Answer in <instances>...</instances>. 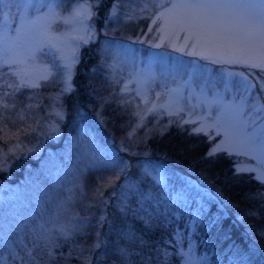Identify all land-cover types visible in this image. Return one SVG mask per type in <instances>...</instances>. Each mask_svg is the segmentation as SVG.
<instances>
[{"label": "rangeland", "instance_id": "obj_1", "mask_svg": "<svg viewBox=\"0 0 264 264\" xmlns=\"http://www.w3.org/2000/svg\"><path fill=\"white\" fill-rule=\"evenodd\" d=\"M83 10L92 15L81 26L75 14ZM156 11L150 0L0 3V37L16 36V29H21L14 42L0 44V53L23 61L35 52V59L26 60L19 68L25 69L28 80L40 84L18 90L14 74L18 68L0 66V171L12 159L15 164L36 158L41 151L44 155L32 175L24 173L21 179L0 189V264H24L30 261L28 252L41 264H85L86 254L81 257L80 253L95 250L103 239L98 232L91 236L85 229L81 211L85 213L87 205L99 200L104 189L113 187L114 194V184L122 179L119 175L148 164L139 158L150 152L148 146L144 147L146 142L158 144L164 134L172 132L187 141L188 145L182 143L187 151L196 149L198 141H208L211 148L222 137L210 140L194 133L193 128L210 125L226 105L241 97L249 103H253V97L256 102L264 97L260 91L264 74L255 70L250 74L249 69L230 64L207 49L193 51L191 40L185 45L183 32H179V39L175 35L158 37L157 25L151 19ZM25 18L35 23H24ZM81 35L90 37L87 43L73 39ZM49 39L66 55H71L73 44L79 45L74 49L70 79L63 67L65 61L55 50L44 47L37 51ZM238 73H244L248 83L256 87L246 92ZM45 75L47 80L41 78ZM76 96L79 100L73 101L71 110H65ZM85 97L90 101L84 102ZM153 105L155 109L149 111ZM78 106L91 113L99 125L90 124ZM104 107L114 111L116 117L105 115ZM66 113L71 119L67 128V123L62 124ZM223 115L229 113L225 110ZM63 129L64 136L58 137ZM234 159L240 168L255 163L246 157ZM164 166L167 171L179 172ZM145 178L168 184V177L158 169L142 166L134 180ZM194 225V236L204 233L200 224ZM228 230L224 232L227 237H210L211 241L198 237V243L227 244L224 239L230 241ZM64 232L70 233L67 240ZM71 244L82 248L75 250ZM59 246L64 247H60V253ZM49 249L54 259L46 255Z\"/></svg>", "mask_w": 264, "mask_h": 264}, {"label": "trees", "instance_id": "obj_2", "mask_svg": "<svg viewBox=\"0 0 264 264\" xmlns=\"http://www.w3.org/2000/svg\"><path fill=\"white\" fill-rule=\"evenodd\" d=\"M90 54L96 58V54ZM77 96L68 101L65 110H71L73 101L79 100ZM89 101L85 97L84 102ZM78 109L91 114L82 106ZM103 112L116 117L115 112L106 107ZM70 120L66 113L62 123H67L65 128ZM63 136L64 129L58 134V137ZM180 136L169 132L158 144L151 140V144L146 142L144 146H148L150 152L143 159L148 164L142 166L158 169L168 177V184H155L147 178L135 181L142 167L137 165L126 175H119L122 179L114 184V194L113 187L104 189L99 200L87 205L85 213L81 211L85 229L91 236L98 232L103 239L95 250L84 249L80 253L81 257L86 254L84 262L182 264L181 254L190 253L204 258L203 264H264V183L252 173L237 172L234 156L218 153L209 157L211 144L208 141H198L196 149L187 151L182 143H188ZM41 152L36 158L21 159L15 164L12 159L7 168L0 171V189L13 184L24 173L32 175L44 156ZM164 164L179 172L167 171ZM88 197L89 194L86 200ZM194 223L200 224L204 233L194 236ZM227 228L230 235V241L224 239L227 244L198 243V237L205 241H211L210 237H227L224 233ZM235 241L238 244H233ZM60 247L58 253L64 249ZM70 248L79 250L82 246L71 244ZM122 249L127 255H121Z\"/></svg>", "mask_w": 264, "mask_h": 264}, {"label": "snow or ice", "instance_id": "obj_3", "mask_svg": "<svg viewBox=\"0 0 264 264\" xmlns=\"http://www.w3.org/2000/svg\"><path fill=\"white\" fill-rule=\"evenodd\" d=\"M150 2L157 9L151 19L152 24L157 25L156 33L161 39L165 35H175L176 39H179V32H183L185 45L191 40L193 51L198 47L207 49L230 64L249 69L250 74L253 70L264 74V0H150ZM91 15L89 10L77 11L75 18L83 26L85 19L90 18ZM67 22L69 21H65ZM24 23L33 24L35 21L25 18ZM20 32L21 29L17 28L16 36L0 37V44L4 41L14 42L19 38ZM73 39L87 43L90 37L81 35ZM78 46L73 44L71 55H66L63 48L49 39L37 51H43L44 47L55 50L60 59L65 61L63 67L67 70L66 75L70 79L71 68L75 62L74 49ZM159 46L156 45V47ZM216 56L212 58L213 62H216ZM35 57L34 52L26 60H34ZM26 60H18L13 56L0 53V66L9 69L18 68V71L14 73L18 77V90L25 86L40 87L38 82L26 78L25 69L19 68V65L26 63ZM237 75L240 76L246 92L256 87L255 84L248 83V77L244 73ZM41 78L47 80L48 76ZM260 91L264 92V84L261 85ZM249 95H251L250 92ZM3 107L6 108L8 105L4 104ZM154 109L155 105L149 111ZM225 110L229 115H223ZM172 114L174 113L169 112V115ZM192 131L197 134L202 133L210 140L222 137L211 146L207 155L211 157L218 153H225L229 157H246L255 163L246 168L238 166L236 171L254 173V178L264 183V97H261L259 102H256L253 97V103L241 97L239 101L226 105L222 109V115L217 116L210 125L199 124ZM63 235L65 240L70 237L68 232H64ZM46 255L49 259H54L50 249ZM121 255H127L126 251L122 249ZM181 255L182 264H203L204 258H196L190 253ZM28 256L30 261H25L24 264H41V261L31 252H28ZM85 264L90 262L85 261Z\"/></svg>", "mask_w": 264, "mask_h": 264}]
</instances>
